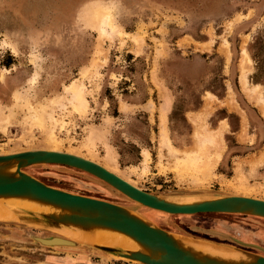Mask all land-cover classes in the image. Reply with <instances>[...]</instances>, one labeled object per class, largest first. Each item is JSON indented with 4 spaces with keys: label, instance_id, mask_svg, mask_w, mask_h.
I'll return each instance as SVG.
<instances>
[{
    "label": "rangeland",
    "instance_id": "rangeland-1",
    "mask_svg": "<svg viewBox=\"0 0 264 264\" xmlns=\"http://www.w3.org/2000/svg\"><path fill=\"white\" fill-rule=\"evenodd\" d=\"M103 12L117 29L101 25V35ZM51 139L53 151L105 165L168 200H264V0H0V154L51 150ZM23 170L178 238L264 256L263 217L172 215L78 168ZM58 232L0 219V264H140ZM52 237L78 245L39 241Z\"/></svg>",
    "mask_w": 264,
    "mask_h": 264
},
{
    "label": "water",
    "instance_id": "water-1",
    "mask_svg": "<svg viewBox=\"0 0 264 264\" xmlns=\"http://www.w3.org/2000/svg\"><path fill=\"white\" fill-rule=\"evenodd\" d=\"M39 164H58L78 168L106 182L115 191L132 201L167 214L226 213L247 214L264 218V200L262 199L228 195L192 202L168 200L137 188L91 160L62 151L35 149L0 154V197H14L29 202L47 204L59 209V211L44 214L26 210L20 213L18 219L27 220L44 228L60 231L63 234H65L64 229L71 227L103 228L123 233L137 241L147 249L148 253L127 252L118 248L98 245L90 246L140 264H264V256L208 242L204 243L213 247L228 249L236 253L240 259L197 256L182 243V240H185L184 243H192L197 240L178 238L115 203L48 186L23 170L26 167ZM7 166L12 170L11 173L3 171L4 168H8ZM39 241L48 246L78 245L77 242L60 237L40 239Z\"/></svg>",
    "mask_w": 264,
    "mask_h": 264
},
{
    "label": "bare ground",
    "instance_id": "bare-ground-1",
    "mask_svg": "<svg viewBox=\"0 0 264 264\" xmlns=\"http://www.w3.org/2000/svg\"><path fill=\"white\" fill-rule=\"evenodd\" d=\"M100 16H101L102 20L100 21V24L98 23L99 24V26H98L99 29L98 28L97 29L100 31V33L102 35L106 31V29H105L106 25L110 26L112 28L114 24L112 23L111 17L108 14H105L103 12V13H101ZM101 25L104 26L105 28L103 29V27ZM115 29H117V28H114L113 30H115ZM70 89H71L73 100L77 101V102H80L81 98L83 97V96L81 97L82 94H81V91H80V90H82V88L79 89V88L75 87V88H70ZM249 95H251V94H249ZM251 96H253V95H251ZM249 98H251V97H249ZM163 110H164V108H163ZM164 118L165 117H164V113H163V114H161V117H160L161 137H160L159 140H161V141H164V139H165V136H164V132H165L164 122L165 121H164ZM209 136L211 137L210 134H209ZM213 136H215V135L213 134ZM204 137L206 138V139H204L205 141L201 140L202 137H201L200 140L205 143L207 138H208V136L206 135ZM210 137L208 138L207 141H209V139L210 140L216 139V137L215 138L211 137L212 139ZM209 142L211 143V141H209ZM213 142H212V144H213ZM204 143L202 144L203 146H204ZM217 143H218V141H217ZM48 146L51 148L52 151L59 149V148H57L59 145L57 143H55L52 139L49 140ZM221 147H222V144H221ZM203 151H205L204 153L206 154V149L203 150ZM215 155H216V153H215ZM219 155L220 154H217L216 157L215 156H212V157H215V158L218 157L219 158ZM206 156H207V154H206ZM198 158H199V156H197V159ZM198 160H195V161H198ZM201 160H202V158H201ZM190 161H191V159H190ZM192 161H194V160H192ZM203 162L204 161H202L201 164H203ZM105 163L107 165H111V166L113 165V162H111V158H109L108 160L106 159L104 164ZM201 166L202 165H200V168H201ZM203 166H204V164H203ZM102 167H104L105 169L110 171L107 167H105V165L104 166L102 165ZM205 167L207 168L208 166L206 165ZM201 169H203V167ZM3 171L11 173L12 170H10L9 167H8V168H4ZM240 188H242V187H240ZM242 190L248 191L245 188H242ZM26 210H29V211L35 212V213L36 212H39V213L41 212V213H44V214L56 213L57 211H59V209H56L55 207H53L51 205H47V204H42V203L39 204V203H35V202H29L28 200H24V199H20V198H14V197H0V219H2V218H6V219L13 218L14 220H16V219H18V216L20 215V213H22L23 211H26ZM64 232H65L66 236H68L70 238H73L74 240L79 241L81 243L90 244V245H98V246H103V247H110V248H118V249H122V250L127 251V252L148 253L147 249H145L143 246H141L133 238H131L130 236L125 235L123 233L117 232V231H113V230H109V229H103V228L82 229V228H79V227H71V228L64 229ZM58 233H60V232H58ZM182 241H183L182 243L186 247H189L197 256H200V257H204V256L205 257L206 256H210V257L213 256L214 257L215 256V257L222 258V259H231V260L240 259L236 255V253L231 252L228 249H224V248H221V247H213V246H210V245H208V244H206L204 242H200V241H193L192 243L191 242L190 243L189 242L184 243L185 240H182Z\"/></svg>",
    "mask_w": 264,
    "mask_h": 264
},
{
    "label": "trees",
    "instance_id": "trees-1",
    "mask_svg": "<svg viewBox=\"0 0 264 264\" xmlns=\"http://www.w3.org/2000/svg\"><path fill=\"white\" fill-rule=\"evenodd\" d=\"M255 58L257 60V68H259V70H260V68L262 66V64H261L262 59H260V55H258V54L255 55Z\"/></svg>",
    "mask_w": 264,
    "mask_h": 264
}]
</instances>
